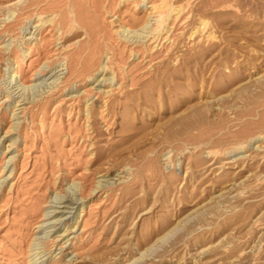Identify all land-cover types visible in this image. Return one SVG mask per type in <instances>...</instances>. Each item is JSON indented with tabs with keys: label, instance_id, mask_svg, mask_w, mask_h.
Instances as JSON below:
<instances>
[{
	"label": "rangeland",
	"instance_id": "1",
	"mask_svg": "<svg viewBox=\"0 0 264 264\" xmlns=\"http://www.w3.org/2000/svg\"><path fill=\"white\" fill-rule=\"evenodd\" d=\"M17 1L0 0V264H264V0H173L154 48L153 21L129 20L157 0H101L69 34ZM81 44L98 50L78 75ZM171 79L183 94L140 111ZM226 159L245 184L216 201Z\"/></svg>",
	"mask_w": 264,
	"mask_h": 264
},
{
	"label": "bare ground",
	"instance_id": "2",
	"mask_svg": "<svg viewBox=\"0 0 264 264\" xmlns=\"http://www.w3.org/2000/svg\"><path fill=\"white\" fill-rule=\"evenodd\" d=\"M101 0H18L17 1V3L19 2V4H20V9H21V11L22 12H24L25 10H29L30 12L32 11L33 13H36L35 15H36V17H37V21H40V22H42V23H46V22H49L54 28H56V30L57 31H61V33H71V32H73L74 31V29H76L77 27H80L79 25H81L82 23H83V21L84 20H86V19H88L89 17H88V15H90V14H88V13H92L93 12V9H94V11H96V9L97 8H99V6L97 7V4L100 2ZM141 1H143V0H123V2L125 3V5L127 4L128 6H130V5H132V6H134V7H137V6H139V4H140V2ZM188 1V0H187ZM191 1V0H190ZM221 1V0H220ZM118 2V1H117ZM152 3H151V5L150 6H148V11H147V13H146V17H141V18H135V17H132L129 21H131V23H137V24H139L140 22V24H143V28H147L148 27V23H150V21L152 20L153 21V23H151V27L149 28H147V29H149V31H147V33L145 32V30H144V32L146 33V35H144V36H142V37H146L147 38V40H149L150 41V44H154L153 46H151V48H154V47H156V46H158V44L159 43H157V42H159V40H161L162 39V35L163 34H165V33H167V32H169V30L171 29V26H169L168 24H169V21L171 20L172 21V25H174L173 23H174V21L178 18V16H179V14H180V12L182 11V8L181 7H179V6H177V5H174L173 4V0H157V1H151ZM115 3V2H114ZM186 3V2H185ZM204 3V2H203ZM220 3V2H219ZM177 4V3H176ZM188 5V4H187ZM43 6H46L47 8H45V7H43ZM113 6V5H112ZM218 6V5H217ZM216 6V7H217ZM109 7V6H108ZM215 7V6H214ZM45 8V9H44ZM12 9V8H11ZM100 9V8H99ZM210 9V8H209ZM44 10H55L54 11V15L53 16H50L49 18H47V19H42L41 18V16H42V12L44 11ZM98 11V10H97ZM21 12V13H22ZM94 13H97V12H94ZM53 14V13H52ZM86 14H88V15H86ZM29 15V14H28ZM92 15V14H91ZM95 15V14H94ZM93 18H94V16H93ZM91 20V19H90ZM89 19H88V22H91ZM93 20V19H92ZM85 22V21H84ZM93 22H94V20H93ZM168 22V23H167ZM42 23L40 24V25H42ZM87 23V22H86ZM89 24V23H88ZM91 24V23H90ZM39 25V26H40ZM83 25V24H82ZM82 25H81V27H82ZM85 25V24H84ZM94 26V25H93ZM91 27V29L92 28H94V27ZM150 26V25H149ZM84 27H86L87 28V26H84ZM205 27V26H204ZM85 29V28H84ZM94 30V29H93ZM201 30H202V28H201ZM88 31V30H87ZM95 31V30H94ZM197 31L199 32L200 30L199 29H197L196 30V33H197ZM89 32H90V30H89ZM88 33V32H87ZM95 34V33H94ZM202 33H201V31H200V33L198 34L199 35V37H200V35H201ZM166 37V36H165ZM164 37V38H165ZM202 37V36H201ZM200 40V38L198 39V40H196V41H194V43L195 42H197V41H199ZM203 42V41H202ZM86 43V42H85ZM201 44V43H200ZM82 45V47H81V49L79 48L78 50H76V52L74 53L75 55H74V57L71 59V61H72V67H71V73H76V74H78V75H80L82 72L84 73L85 72V70H86V66L89 64L88 63V59H90L91 57H92V55H93V53L94 52H96L98 49H97V46L95 47V46H93V45H95V44H90V45H92V46H90L89 44L86 46V47H83V45L84 44H81ZM199 49V48H198ZM187 50V49H186ZM110 51V50H109ZM85 52H87V54H92L91 55V57L90 58H85V59H82V54H84ZM109 53V52H108ZM87 54H85V55H87ZM95 54V53H94ZM89 56V55H88ZM84 58V57H83ZM92 59V58H91ZM90 59V60H91ZM173 60V59H172ZM104 67V66H103ZM168 67V66H167ZM105 68H106V66H105ZM87 71V70H86ZM165 72V71H164ZM170 73V72H169ZM173 74V73H172ZM76 76V75H75ZM74 76V77H75ZM188 76V75H187ZM260 76H263L264 77V73H262ZM259 76V77H260ZM158 77H159V74H158ZM174 78V77H173ZM176 78V77H175ZM258 77H255V78H252L251 80H253V79H257ZM164 80V79H163ZM177 80V79H176ZM176 80H174V79H171V81L169 82V83H165V84H158L156 87V89H155V101H153L154 100V98H153V95H152V97H150V99H145V103H143L142 104V106L140 107V106H138V107H140V111H141V109H142V112L143 111H145V114H146V112H148L149 111V109H148V107H155V106H157V105H160V102L161 101H163V98L166 96H174V97H178V95H179V93H180V95H182L183 93L182 92H180L181 90H183V88H185L184 86H185V84H184V82H183V84H181V83H178V81H176ZM187 80V79H186ZM250 80V81H251ZM261 80V79H260ZM262 80H264V79H262ZM257 81V80H256ZM259 81V80H258ZM154 82V81H153ZM168 82V81H167ZM180 82V81H179ZM182 82V81H181ZM187 82V81H186ZM185 82V83H186ZM228 82V81H227ZM162 83V82H161ZM188 83V82H187ZM254 83H256L255 81H254ZM258 83V82H257ZM117 85V84H116ZM121 84L119 83L118 84V87L120 86ZM55 86L56 85H54V86H52L51 87V90L52 89H54L55 88ZM143 86V85H142ZM57 87V86H56ZM117 86L115 87V88H118ZM121 88L120 89H122V91H123V88L125 89V86H123V88H122V86H120ZM145 88V87H144ZM119 89V88H118ZM119 89V90H120ZM115 90V89H114ZM138 90V89H137ZM153 90V89H152ZM151 90V91H152ZM55 91V90H54ZM120 93H121V91H119ZM136 92V91H135ZM184 92V91H183ZM53 92H51V94H52ZM146 93V92H145ZM124 95V94H123ZM140 95V94H139ZM185 95V94H184ZM150 96V95H149ZM186 96V95H185ZM120 97H121V95H120ZM131 97V96H130ZM40 98V97H39ZM114 98H116V97H114ZM113 98V99H114ZM123 98V97H122ZM146 98H148V97H146ZM153 98V99H152ZM123 99H125V98H123ZM122 99V100H123ZM127 99H128V97H127ZM139 99V98H138ZM144 99V98H143ZM165 99V98H164ZM168 99V98H167ZM171 98L169 97V99L168 100H170ZM121 100V99H120ZM114 101V102H113ZM111 103H109L108 104V108L107 109H109V108H113V107H115V99L113 100ZM132 101V100H131ZM142 101H144V100H142ZM223 101V100H222ZM17 102V101H16ZM118 102V101H117ZM122 102V101H121ZM108 103V102H107ZM106 103V104H107ZM122 103H125V100H124V102H122ZM219 103V102H218ZM127 104V103H126ZM126 104H121V105H123L124 106V108H123V106H121V108H123L124 110H125V105ZM138 104H140V102L138 103ZM118 105H120V104H118ZM118 105H116V106H118ZM145 105V106H144ZM44 106V105H43ZM92 106V105H91ZM137 106V105H136ZM41 107H42V105H41ZM89 107V106H88ZM44 108V107H43ZM93 108V107H92ZM120 108V109H121ZM217 109V108H216ZM87 110V112L89 113V112H91V110H90V108H88V109H86ZM96 111V110H95ZM86 112V113H87ZM97 112V111H96ZM123 112V111H122ZM184 112V111H183ZM92 113V112H91ZM90 114V113H89ZM94 114V113H93ZM123 114H124V112H123ZM123 114H122V117H124L123 116ZM199 114V113H198ZM201 114V113H200ZM125 115V114H124ZM91 116V115H90ZM121 116V115H120ZM179 116V115H178ZM175 117V116H174ZM183 117V116H182ZM192 117V116H191ZM224 117V116H223ZM91 118V117H90ZM184 118V117H183ZM183 118L181 119V120H183ZM187 118V117H186ZM189 118H187V120H188ZM196 119V118H195ZM186 120V119H185ZM184 120V121H185ZM204 120V119H203ZM94 122V121H93ZM92 122V123H93ZM192 122V121H191ZM91 123V122H90ZM90 124V126L91 125H93V124ZM95 124V123H94ZM188 124V123H187ZM196 124V123H195ZM193 125V124H192ZM94 126V125H93ZM129 126V125H128ZM171 126V125H170ZM179 126V125H178ZM196 126V125H195ZM202 127V126H201ZM94 128H95V126H94ZM122 128V127H121ZM127 128V127H126ZM194 128V127H193ZM92 129H93V127H92ZM178 129V128H177ZM95 130V129H94ZM98 130V129H97ZM155 130V129H154ZM128 131H132V130H130L129 128H128ZM167 131V130H166ZM190 131V130H189ZM125 132H127V131H125L124 130V133ZM156 131H154V133H155ZM168 132V131H167ZM96 133V132H95ZM134 134V133H133ZM95 135V134H94ZM153 135V134H152ZM100 136V135H99ZM156 136V135H155ZM93 138L95 137V136H92ZM132 137V136H131ZM174 138H175V136H174ZM97 139V138H96ZM138 140V139H137ZM91 141V140H90ZM93 141V140H92ZM95 141V140H94ZM93 141V142H94ZM99 141V140H98ZM106 141V140H105ZM122 141V140H121ZM167 141V140H166ZM97 142V141H96ZM96 142L94 143V144H96ZM130 143V142H129ZM91 144H93V143H91ZM93 144V145H94ZM132 144H135V143H132ZM97 145H99L98 144V142H97ZM114 145V144H113ZM115 145H117V144H115ZM137 145V144H136ZM100 146V145H99ZM112 146V145H111ZM94 147V146H93ZM101 147H103V146H100L99 148H101ZM109 147V146H108ZM114 147V146H113ZM96 147H94V149H95ZM98 147H97V149L96 150H94V152H95V156H96V160H102L103 158H105V157H107V156H105L106 155V151H104L103 149H99ZM107 148V147H106ZM106 148H105V150H106ZM112 148V147H111ZM120 148H122L121 146H120ZM120 148L117 146V147H114L112 150L110 149V151L113 153V155L115 154L116 155V153H118V152H120L121 150H120ZM232 148V147H231ZM234 148H235V146H234ZM120 150V151H119ZM108 151H109V148H108ZM123 151V150H122ZM125 151H126V148H125ZM127 151H129V150H127ZM211 151V150H210ZM225 151V150H224ZM93 152V153H94ZM111 152H110V155H111ZM132 152V151H131ZM140 152H141V150H140ZM144 152V151H143ZM230 152V151H229ZM120 154V153H119ZM220 154V153H219ZM107 155H109V154H107ZM109 155V156H110ZM118 155V154H117ZM128 155V154H127ZM112 156V155H111ZM254 156V155H253ZM126 157V156H125ZM255 157V156H254ZM109 159V158H108ZM107 159V160H108ZM116 159V158H115ZM104 160H106V159H104ZM215 160V159H214ZM99 161H97V162H99ZM103 161V160H102ZM100 161L101 163H104L105 161ZM121 161V160H120ZM96 162V161H95ZM99 162V163H100ZM99 163H98V165H99ZM218 163V164H217ZM211 164H213V162L211 163ZM215 164V166H214V168H217L218 170H213V167L210 169V170H212L215 174L214 175H216V176H218L217 177V179L219 180V179H221L222 180V182H225V185H224V187L223 188H221L220 190H219V193L217 194V195H213V198H215L214 200H216V198H223V200H224V198L226 199V198H229V200H230V198H234V192H236V193H238V194H240V192L242 191V190H240L241 189V187H242V185H244L245 183V181H244V179H242V180H240L239 178V173H240V170L242 169V167L241 168H239V170H235L234 168H235V166L237 167L239 164L237 163V161H233V160H228V159H226V160H223V161H219V162H215L214 163ZM101 165V164H100ZM103 165V164H102ZM101 165V166H102ZM226 165H227V167H226ZM240 166V165H239ZM106 167V166H105ZM227 168H231L232 170L230 171V172H227L228 170H225V169H227ZM190 169V168H189ZM209 170V171H210ZM216 171H218V172H216ZM186 173V172H185ZM212 173V172H211ZM252 174V173H251ZM225 177V178H224ZM140 178V177H139ZM223 178V179H222ZM246 178V177H245ZM249 178V177H248ZM264 178V177H263ZM214 179V178H213ZM254 181H258L259 179H258V177L257 176H254ZM137 180V179H136ZM139 180V179H138ZM247 180V179H246ZM248 180H251V181H253L252 179H248ZM134 181H135V179H134ZM133 181V182H134ZM244 183V184H241V183ZM247 182H250V181H247ZM240 184H241V186H240ZM251 184V183H250ZM137 185V184H136ZM246 185H249L248 183L246 184ZM245 185V186H246ZM256 185H258V184H256ZM131 186H132V184H131ZM134 186V185H133ZM138 186V185H137ZM251 186V185H250ZM243 188V187H242ZM144 190V189H143ZM248 190H249V188H248ZM123 191V190H122ZM240 191V192H239ZM125 191H123V193H124ZM133 192V191H132ZM243 192V191H242ZM71 198V197H70ZM212 198V197H211ZM210 198V199H211ZM213 198L211 199V202L208 200V202H210V203H212V200H213ZM68 199V198H67ZM67 199L66 200H64V201H67ZM220 199V200H221ZM217 201V200H216ZM218 202H220L219 200H218ZM218 202H216V203H218ZM222 202H224V201H222ZM206 203V202H205ZM212 204H215V203H212ZM210 205V204H209ZM207 206V205H206ZM206 206H204V207H206ZM209 208V207H208ZM203 210V209H202ZM35 212V211H34ZM147 212H149V211H147ZM49 213H45V214H43V216H49L48 215ZM255 214V213H254ZM32 216V215H31ZM249 219H252V218H249ZM251 221V220H250ZM138 230V229H137ZM136 230V231H137ZM140 230V229H139ZM138 230V234H140V231L142 230H140L139 231ZM145 230V229H144ZM144 230L142 231V232H144ZM132 234H134L133 233V231L131 232ZM130 233V234H131ZM136 233V232H135ZM131 234V235H132ZM130 235V236H131ZM135 235V234H134ZM136 236V235H135ZM138 236V235H137ZM139 237H141L142 238V236H141V234L139 235ZM131 238H132V236H131ZM136 238H138V237H136ZM135 238V239H136ZM140 238V239H141ZM144 238V237H143ZM160 239H161V237H160ZM159 239V240H160ZM156 240H157V238H156ZM158 240V241H159ZM134 242V241H133ZM135 242H136V240H135ZM156 242V241H155ZM155 242H154V244H155ZM161 242V241H160ZM162 242H163V240H162ZM141 243V242H140ZM134 245H137L136 243H133ZM133 244H131V245H133ZM158 243H156L155 244V246L157 245ZM126 246V245H125ZM160 246H161V244H160ZM162 246H163V244H162ZM161 246V247H162ZM132 247H134V246H132ZM159 247V246H158ZM160 247V248H161ZM129 248V247H128ZM131 248V247H130ZM135 248H137V246H135ZM134 249V248H133ZM209 249V248H208ZM128 250H131V249H128ZM139 251V250H138ZM142 251H144V249L142 250ZM145 251H147V248L145 249ZM151 251V250H150ZM157 251V250H156ZM128 252V251H127ZM158 252V251H157ZM156 252V253H157ZM155 253V252H154ZM161 253V252H160ZM130 254H132V252H130ZM130 254H128V255H130ZM148 254H149V252H148ZM152 254V253H151ZM138 255H140V256H138V257H142L143 258V256L144 255H146V256H144V258H143V260L145 261V257L147 258V254L145 253V252H141V249H140V253L138 252ZM155 255V254H154ZM120 259H122L123 261L126 259L125 257H127V256H118ZM138 257H137V260H138ZM158 257V256H157ZM38 258H40V257H38ZM125 258V259H124ZM129 258V260L131 259L130 257H128ZM136 258V257H135ZM159 258V257H158ZM32 259V258H31ZM149 259H151V258H149ZM128 260V261H129ZM143 260H141V261H143ZM29 261V260H28ZM27 261V262H28ZM36 260H34V262H35ZM127 261V260H126ZM143 261V262H144ZM153 261V260H152ZM39 263L41 262V261H38ZM135 262H136V260H135ZM29 263V262H28ZM33 263V262H32ZM38 263V264H39ZM138 263H139V260H138ZM137 263V264H138ZM141 263V262H140ZM30 264V263H29ZM143 264H145V263H143ZM188 264H194V261L193 260H189V263ZM199 264V263H198Z\"/></svg>",
	"mask_w": 264,
	"mask_h": 264
}]
</instances>
